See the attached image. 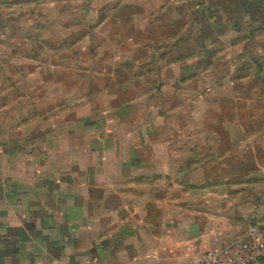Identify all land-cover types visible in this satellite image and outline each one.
Wrapping results in <instances>:
<instances>
[{"label":"crops","instance_id":"1","mask_svg":"<svg viewBox=\"0 0 264 264\" xmlns=\"http://www.w3.org/2000/svg\"><path fill=\"white\" fill-rule=\"evenodd\" d=\"M85 8L75 46L2 59L0 264H199L264 229V0Z\"/></svg>","mask_w":264,"mask_h":264},{"label":"rangeland","instance_id":"2","mask_svg":"<svg viewBox=\"0 0 264 264\" xmlns=\"http://www.w3.org/2000/svg\"><path fill=\"white\" fill-rule=\"evenodd\" d=\"M88 11L91 10L85 8V0H0V69L2 59L10 62L11 68L16 65L17 52L20 49L24 52L28 36L33 38L31 48L53 45L54 36L58 37L59 46L67 44L66 38L68 44L75 46L79 34L85 32ZM55 32L58 34L52 37ZM65 32L72 34L67 37ZM120 74L131 73L122 71ZM252 220L246 226L254 222Z\"/></svg>","mask_w":264,"mask_h":264},{"label":"built area","instance_id":"3","mask_svg":"<svg viewBox=\"0 0 264 264\" xmlns=\"http://www.w3.org/2000/svg\"><path fill=\"white\" fill-rule=\"evenodd\" d=\"M264 260V229L249 223L241 236L206 252L199 264H258Z\"/></svg>","mask_w":264,"mask_h":264}]
</instances>
